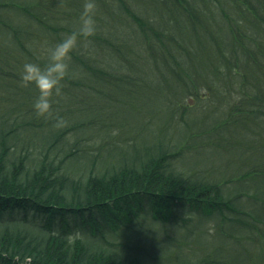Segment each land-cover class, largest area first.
Listing matches in <instances>:
<instances>
[{"label": "trees", "instance_id": "obj_1", "mask_svg": "<svg viewBox=\"0 0 264 264\" xmlns=\"http://www.w3.org/2000/svg\"><path fill=\"white\" fill-rule=\"evenodd\" d=\"M95 2L96 34L71 53L61 92L69 94L76 85L101 91L99 85H87L78 71L108 85L137 84L135 73L145 60L143 72L167 73L197 98V87L204 86L220 103L195 129L198 117L190 121L186 108L174 107L175 114L181 111L177 122L190 132L146 147L129 164L100 161L108 145L134 144L113 139L105 125L97 136L104 139L101 149L94 150L88 169L77 173L68 164L90 147L76 136L77 126L58 128L47 138L5 133L3 126L0 264H228L216 257L219 253L197 260L181 249L173 253L174 237L168 232L157 238L144 230V223L149 218L177 227L194 222L195 212L231 210L246 215L264 241V210L246 209L241 199L264 200V0ZM83 3L0 0V96L29 87L35 92L28 103L0 111L3 120L19 119L25 110L35 117L32 125L48 117L55 124L63 116L53 100L50 116H36L33 103L39 91L34 84L22 86L23 59L43 66L46 48L75 28L69 19H79ZM233 127L240 128V137ZM69 132L76 137L73 152H67ZM204 146L256 151L247 160L231 159L232 165L216 168L218 179L208 177L204 167L190 171L174 165L178 156ZM70 234H75L72 244Z\"/></svg>", "mask_w": 264, "mask_h": 264}, {"label": "rangeland", "instance_id": "obj_2", "mask_svg": "<svg viewBox=\"0 0 264 264\" xmlns=\"http://www.w3.org/2000/svg\"><path fill=\"white\" fill-rule=\"evenodd\" d=\"M51 1L46 0L48 3ZM134 7L143 9L138 4ZM77 22V17L71 18L69 26L76 27ZM109 24L113 23L109 22ZM7 44L13 46L11 43ZM48 44L50 43L47 42ZM27 62L31 61L24 58L23 63ZM139 65L141 70L135 73L140 78L137 84L108 85L92 77L90 73L78 71V75L87 85L94 87L99 85L101 91L76 85L73 92L69 94L61 92V95L54 96L52 99L60 105L58 108L63 112L62 118L67 121V126H77L76 136H82V142L90 145L88 152L82 153L78 158L72 157L70 160L68 165L76 173L77 170L88 169L94 154L101 149L100 146L104 139L97 136L103 134L105 125H109L105 128L109 130L113 139L125 142L134 141V144L108 145L103 149L100 161L103 164H129L146 147L159 142L167 144L170 137L178 139L181 135L190 132L184 123L177 122L176 117L181 111L175 114L174 107L186 108L190 121L194 116L198 117L193 125L195 129L200 128V120H205L204 117L210 110L220 103V99L204 86L197 87L199 98L190 96L186 90H183L181 83L177 85L179 80L175 77L159 71L157 73L143 72L145 60H141ZM175 91L178 92L177 95H174ZM34 94L35 92L30 87L18 94L9 91L0 96L2 97L0 98V111L10 109L12 105L28 103ZM169 103H173L174 106L169 107ZM27 111L29 110H25L19 119L11 121L3 120L0 115V129L6 126L5 133L20 132L27 137L47 138L56 135L58 128L54 127L53 117L41 120L38 125H32L35 117ZM232 131L240 137L239 127H233ZM262 136L264 137V132ZM67 137L69 142L73 143L76 140L73 132H69ZM180 145H182L180 150H184L188 141ZM254 151L256 150L244 151L236 146L228 149H213V147L204 146L199 147L198 152L186 151L183 157L178 156L174 165L190 171L204 167L210 172L206 174L208 177L218 179L221 174L215 171L216 168L232 165L231 159L239 162L247 160L254 155ZM234 190L239 193L240 188L237 187ZM259 193L263 194L261 190ZM241 199L246 203V209H256L259 213L264 210V200L249 199L245 196ZM194 219V222L190 221L185 225L165 227L166 225L161 222L147 218L144 230H149L150 234L162 239L169 232L170 236L174 237L173 253L181 249L185 256L191 255L195 260L219 253L216 257L228 264H264L262 262L264 241L254 233V227L250 225L246 215H238L231 210L223 213L217 210L211 214L195 212ZM179 220L181 218L177 221ZM197 236L200 240L196 239ZM160 244H155V247L159 249Z\"/></svg>", "mask_w": 264, "mask_h": 264}, {"label": "clouds", "instance_id": "obj_3", "mask_svg": "<svg viewBox=\"0 0 264 264\" xmlns=\"http://www.w3.org/2000/svg\"><path fill=\"white\" fill-rule=\"evenodd\" d=\"M98 6L95 0H84L76 27L66 34L62 40L49 46L45 50L46 63L41 66L38 63L27 62L21 72L22 86L34 84L39 91L35 98L33 109L37 117L51 115L52 97L61 95L62 82L70 75L71 53L79 45L88 41L96 34V15ZM67 126V121L57 117L54 127ZM75 234H70L67 239L74 243Z\"/></svg>", "mask_w": 264, "mask_h": 264}, {"label": "bare ground", "instance_id": "obj_4", "mask_svg": "<svg viewBox=\"0 0 264 264\" xmlns=\"http://www.w3.org/2000/svg\"><path fill=\"white\" fill-rule=\"evenodd\" d=\"M66 146H67V152H70V151L73 152L74 145L72 142L67 143ZM71 146H72V148H71Z\"/></svg>", "mask_w": 264, "mask_h": 264}]
</instances>
